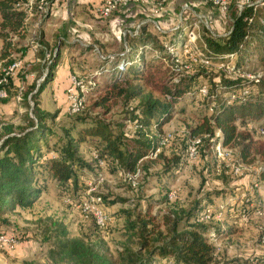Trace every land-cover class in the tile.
<instances>
[{
  "label": "trees",
  "instance_id": "1",
  "mask_svg": "<svg viewBox=\"0 0 264 264\" xmlns=\"http://www.w3.org/2000/svg\"><path fill=\"white\" fill-rule=\"evenodd\" d=\"M24 1L0 0V42L3 45L0 60L10 61V67L23 62L28 54L24 43L29 38V26L25 12L19 8ZM66 45L60 42L59 51L65 50ZM201 46L211 64H229L234 57L236 68L246 69L254 65L264 68V21L249 27L243 18L236 17L228 37H208ZM136 48L138 50L129 48L127 55L123 52L113 59L100 58V71L94 73L98 76H92L86 83L85 99L93 100V111H100L101 115L90 122L82 118V113L72 115L79 118L70 129L63 128L64 136L57 138L53 146L50 142L55 134L48 124L50 118L41 114L37 98L47 85L54 82L61 63L59 51L50 57L48 75L38 92L35 94L37 87L33 85L28 88L29 94L20 93L26 99L31 97L35 103L34 119L26 117V128L18 134L6 129L0 142V224L8 225V217L19 209L33 208L50 185L65 191L68 203L72 200L81 205L91 187L86 180L93 175L92 168L82 157L83 147L90 149L94 170L114 168L119 174L141 172L143 163L157 154L159 142L156 137H151L156 132L162 133L173 121L177 105L199 99L205 86L197 83L203 75L175 72L163 64L162 58L148 62L143 52L148 44ZM69 49L73 52L77 46L69 45ZM79 52L84 57L90 50L86 48ZM15 76L16 73L8 77L7 84L0 86V90L7 93ZM213 83L207 87L210 96L203 99L205 115L202 124L192 130L193 140L201 139L203 147L206 139L207 147L212 148L210 140L221 132V145L239 151L243 164L253 165L258 159L264 162V141L255 139L257 130L264 129V82L254 85L224 78L213 80ZM156 95L161 100L156 99ZM138 100L141 101L139 106L127 113L126 126L116 127L106 122V118L123 103ZM115 129L118 132H114ZM129 130L134 134H126ZM94 154L105 163V169L99 167ZM259 180L264 181V168L259 173ZM231 197L239 201L240 193L235 191ZM216 199L200 200L191 211L179 216H156L153 206L149 205L136 222L128 220L127 227L136 235L137 242L133 237L126 238L128 248L117 259L101 255L81 241L70 240L63 229L57 236L62 239L57 256H64L71 264H216V250L209 237L219 232L200 222L208 215L214 217L217 214ZM238 204L234 201L219 206L228 215L264 214V203L259 200L257 191L252 195L246 193L242 208Z\"/></svg>",
  "mask_w": 264,
  "mask_h": 264
},
{
  "label": "rangeland",
  "instance_id": "2",
  "mask_svg": "<svg viewBox=\"0 0 264 264\" xmlns=\"http://www.w3.org/2000/svg\"><path fill=\"white\" fill-rule=\"evenodd\" d=\"M67 1L65 0L64 4ZM75 1V4L72 3ZM75 1L69 0V5L64 6L62 14L51 16L45 23L37 57L29 53L27 59L18 62L20 67L13 80V86L8 88L7 93L5 92L7 97L0 99V142L5 136L6 129L18 134L26 128V117L33 116L35 103L31 97L26 99L27 97L20 96V93L25 95L29 87L33 85L38 87L39 83L41 87L45 76L48 75L50 57L59 51L57 45L59 37L64 36L77 46L73 52L60 50V62L67 60L72 72L71 77L80 79L86 86L92 74L100 71L101 57L113 59L123 52L127 55L129 48L136 50V47L148 44L147 50L143 52L146 60L150 62L161 58L165 46L176 37L181 40L193 29L203 41L213 36L226 38L233 28L231 19H236L233 10L231 17L225 18L213 7L202 5L200 0H172L162 9H155V4H138L130 10L128 8L122 10L109 20H102L94 16V10L90 7L77 3L79 0ZM187 2L194 5L193 12L183 14L182 8ZM203 17L205 19H202ZM261 18L264 21V10ZM155 24L159 26L160 31L156 30ZM175 33L178 36H173ZM30 41L29 33V38L24 43L28 52L32 51L29 47ZM52 41L53 47H49ZM201 45L202 43H198L197 46L205 54ZM2 48L0 42V53ZM86 48L90 52L82 57L83 53L79 50ZM31 53L34 55L33 51ZM190 53L193 57L196 56L193 51ZM37 58L41 61L45 59L44 65L37 64ZM9 63L10 61L0 60V81L3 79L4 71L10 67ZM236 63L237 61L232 62V66ZM34 64L35 66H32ZM246 69L249 73H264V68L260 66L254 65ZM196 73L203 75V78L198 80L199 86L208 87L214 85L213 80L225 78L223 72L217 68L207 69L201 65L194 67L190 74ZM60 87L59 84L56 88L54 82L50 83L37 98L38 108L42 115L49 116L48 124L55 134L50 146L56 143L57 138L64 136L63 128L70 129L71 124L79 118L68 112L66 91ZM155 98L161 100L157 95ZM85 101L86 108L81 114L82 118L89 122L98 119L101 112L93 111V100L88 98ZM140 103L139 100L129 104L123 103L106 118V122L116 127L126 126L128 111L137 108ZM175 109L173 121L162 132L163 135H172L173 141L163 147L157 157L143 163L144 167L136 188H133L114 168L105 171L94 170L90 149L85 147L81 149L82 157L92 168L93 174L88 175L91 179L85 180L89 186L91 185L94 193L103 198L105 209L112 219V224L105 231H98L93 221L83 218L77 201L70 200L68 203L67 193L55 185H50L48 192L33 208L19 209L8 217V225L0 224V235L14 236L20 242L14 254H0V264H71L64 256L62 258L57 256L62 242L57 236L63 229L69 234L70 240L81 241L92 246L101 255L117 259L128 248L126 238L133 237L135 243L137 242L136 235L127 227L128 220L136 222V218L144 215L143 211L149 205L153 206V214L156 216L162 217L165 214L179 216L191 211L195 203L208 197L217 198L214 207L218 212L206 224L219 232L218 241L210 240L216 250V264H264V244L261 241L264 235V214L256 212L249 216L228 215L225 209L223 208L222 212L219 206L220 203L230 204L235 201L239 203V208H242V200L254 182H258L257 196L264 203V181H260L255 173L246 172L243 176H234L232 166L242 164L239 151L231 150L232 155L228 158L226 155L230 149L223 146L224 149L219 148L217 145L207 147L206 139L204 146L199 150L198 159L190 161L187 150L190 141L193 140L192 130L202 124L205 115L203 99L199 97L196 100H189L177 105ZM52 117L55 119L52 120ZM261 130L264 129L257 131ZM113 131L118 132V129ZM71 132L74 134L73 130ZM126 134L132 135L134 131H126ZM255 139L264 141V137L258 135H255ZM91 147L95 148V145ZM249 166L261 171L264 162L258 159ZM95 177L97 178L95 182H91ZM235 191L240 193L239 201L231 197ZM166 199L167 202L164 203Z\"/></svg>",
  "mask_w": 264,
  "mask_h": 264
},
{
  "label": "built area",
  "instance_id": "3",
  "mask_svg": "<svg viewBox=\"0 0 264 264\" xmlns=\"http://www.w3.org/2000/svg\"><path fill=\"white\" fill-rule=\"evenodd\" d=\"M172 0H101V6L94 9L95 16L102 20H109L115 14L121 12L122 10L130 7V3L138 4H155V9H162L166 4L170 3ZM202 5L213 7L216 12L223 17H231L232 10L235 12V17L243 18V21L249 27H252L256 22L261 21L262 11L264 10V0H200ZM62 0H25L23 4L19 6L20 10L25 12L26 23L29 26V33L31 36V41L29 44L30 49L37 53L41 48L39 40L42 36V30L45 23L49 18L55 15L58 7L60 6ZM192 2H187L183 6V14L192 11ZM197 18V16L195 17ZM202 19H205L204 17ZM231 23L234 26L235 20L231 19ZM156 30L160 31V28L155 24ZM141 28H139L140 30ZM138 30V31H139ZM176 31V30H175ZM138 33H136L137 37ZM167 34H165L166 36ZM230 33L228 34V36ZM173 36H178L176 33ZM225 36V37H228ZM215 37V36H214ZM178 38V39H177ZM183 44H180L182 43ZM178 42V43H175ZM198 43H203L200 36H197L195 30L193 29L188 35L182 40L179 37L175 38V41L170 42L164 48V54L161 55L163 63L169 65L173 71L180 72L184 74H190L194 67L201 65L204 68H217L222 71L225 78L232 81H242L254 85H260L264 82V73H249L247 69L236 68L229 64L214 65L208 61L206 54H203L198 48ZM193 51L196 56L191 55ZM20 67V63L16 62L9 69L4 71V78L0 81V86L7 84V78L14 76ZM98 76V74H95ZM71 83L69 88L66 90L67 101L69 103L68 112L71 115H77L82 113L86 108L85 96L87 91L83 81L76 77H71ZM92 84L89 83V86ZM210 96L208 88L203 87L200 91V97L202 99H207ZM6 93L4 90H0V99H5ZM155 139L159 142V150L156 155L152 158L157 157L159 151L170 144L173 141L172 135H163L162 133H155ZM260 137H264V130L256 133ZM222 138L221 132L217 133V138L211 139L210 142L214 146L217 145L219 148H223L219 142ZM153 139V138H151ZM220 139V140H218ZM202 146L201 139H194L190 141L188 146V158L190 161H196L199 157V150ZM224 149V148H223ZM229 152V151H228ZM232 155L231 150L226 155L230 158ZM94 160L98 163L101 169H105L106 165L104 162L99 160L97 155H93ZM246 172L259 176L260 170L258 168L245 165V164H234L232 166V174L234 176H243ZM133 188L137 187V181L140 177V172L135 175L126 174L124 172L120 173ZM259 187L258 182H254L248 190V194H254L256 189ZM246 196V195H245ZM79 211L84 219L93 221L96 227L100 231H105L111 224L112 219L107 213L104 205V200L101 196L96 195L94 190L90 187L88 190L84 201L79 206ZM221 211L224 209L221 207ZM222 214V213H221ZM222 216V215H221ZM220 218V217H219ZM212 220L209 215L203 218L200 222L203 224H208ZM212 241H218V236L216 233L212 234L210 237ZM262 243L264 244V235L262 237ZM20 246L18 238L14 236L0 235V254H14L17 252Z\"/></svg>",
  "mask_w": 264,
  "mask_h": 264
},
{
  "label": "crops",
  "instance_id": "4",
  "mask_svg": "<svg viewBox=\"0 0 264 264\" xmlns=\"http://www.w3.org/2000/svg\"><path fill=\"white\" fill-rule=\"evenodd\" d=\"M64 1L65 0H62V2H61V4H60V6L58 7V9H57V11H56V13H55V17L56 16H58V15H60V14H62L63 12H64V6H67V5H69L68 4V1H67V3H65L64 4ZM73 1H75V0H73ZM72 3H76V1L75 2H72ZM77 3H80L81 5H84V6H88V7H90L92 10H94L95 8H98L99 6H101V0H79V2H77ZM130 7H128V9L130 10V9H132V8H135V7H137L138 6V3H134V2H131L130 3V5H129ZM127 9V8H126ZM94 15V14H93ZM95 16V15H94ZM96 17V16H95ZM60 42H65L67 45H66V47H65V50H63L64 52H67V50L69 51L70 49H69V45H73V43L74 42H69L66 38H64V36L63 37H59L58 39H57V45H59L60 44ZM53 45V41L50 43V46L49 47H53L52 46ZM32 52V51H31ZM30 51L28 52V54H27V57H28V55H29V53L33 56V57H37V53L35 54L34 53V55L31 53ZM46 52H47V50H46ZM27 57L25 58V59H27ZM47 57V56H46ZM45 57V58H46ZM46 61H45V59H44V61H41L40 59H36V63L37 64H41V65H44V63H45ZM32 66H35V64L34 65H32ZM71 75H72V72H71V69H70V67L68 66V62H67V60H63V62L62 63H60V66H59V68H58V71H57V73L55 74V78H54V83H55V87L57 88V85L59 84V85H61V90H63V91H66L68 88H69V84H70V77H71ZM95 74L93 73L92 74V76H94ZM57 84V85H56ZM91 186V185H90Z\"/></svg>",
  "mask_w": 264,
  "mask_h": 264
},
{
  "label": "water",
  "instance_id": "5",
  "mask_svg": "<svg viewBox=\"0 0 264 264\" xmlns=\"http://www.w3.org/2000/svg\"><path fill=\"white\" fill-rule=\"evenodd\" d=\"M39 88H40V83H39V85L37 87V91L35 92V94L38 92ZM31 119H34L33 116H31Z\"/></svg>",
  "mask_w": 264,
  "mask_h": 264
}]
</instances>
